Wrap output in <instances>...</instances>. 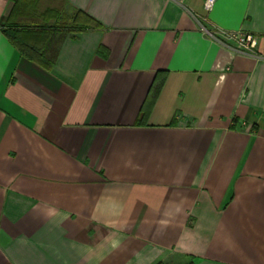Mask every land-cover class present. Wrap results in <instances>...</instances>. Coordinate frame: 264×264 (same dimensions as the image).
<instances>
[{
	"label": "crops",
	"instance_id": "0c3cea01",
	"mask_svg": "<svg viewBox=\"0 0 264 264\" xmlns=\"http://www.w3.org/2000/svg\"><path fill=\"white\" fill-rule=\"evenodd\" d=\"M10 8L0 264H264V0H66L98 29L39 43L48 67Z\"/></svg>",
	"mask_w": 264,
	"mask_h": 264
},
{
	"label": "trees",
	"instance_id": "16d2710c",
	"mask_svg": "<svg viewBox=\"0 0 264 264\" xmlns=\"http://www.w3.org/2000/svg\"><path fill=\"white\" fill-rule=\"evenodd\" d=\"M47 3V5H46ZM46 5L43 6V5ZM9 21L2 32L10 44L23 56L44 66V43L55 34L83 33L98 29V25L75 9H66V0H11ZM164 264V263H159ZM185 264H194L191 260Z\"/></svg>",
	"mask_w": 264,
	"mask_h": 264
},
{
	"label": "built area",
	"instance_id": "2783aa9c",
	"mask_svg": "<svg viewBox=\"0 0 264 264\" xmlns=\"http://www.w3.org/2000/svg\"><path fill=\"white\" fill-rule=\"evenodd\" d=\"M216 0H203V11L209 13ZM200 30L212 38L217 43L227 48L232 54L240 57H254L253 49L255 48V39L251 35L239 32L228 33L223 31L208 30L206 27H200Z\"/></svg>",
	"mask_w": 264,
	"mask_h": 264
},
{
	"label": "rangeland",
	"instance_id": "374dc122",
	"mask_svg": "<svg viewBox=\"0 0 264 264\" xmlns=\"http://www.w3.org/2000/svg\"><path fill=\"white\" fill-rule=\"evenodd\" d=\"M46 5H47V3H46ZM46 5L44 4L43 6H45V7H46Z\"/></svg>",
	"mask_w": 264,
	"mask_h": 264
}]
</instances>
